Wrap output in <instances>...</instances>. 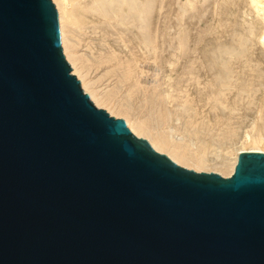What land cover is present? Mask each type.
I'll return each mask as SVG.
<instances>
[{
  "label": "water",
  "instance_id": "obj_1",
  "mask_svg": "<svg viewBox=\"0 0 264 264\" xmlns=\"http://www.w3.org/2000/svg\"><path fill=\"white\" fill-rule=\"evenodd\" d=\"M0 264H264V153L177 164L84 92L52 0H0Z\"/></svg>",
  "mask_w": 264,
  "mask_h": 264
},
{
  "label": "rangeland",
  "instance_id": "obj_2",
  "mask_svg": "<svg viewBox=\"0 0 264 264\" xmlns=\"http://www.w3.org/2000/svg\"><path fill=\"white\" fill-rule=\"evenodd\" d=\"M250 4L142 0L137 27L110 23L89 10L72 42L82 61H92L86 62L88 78L101 83L100 92L115 95L132 116L171 135L188 156L209 151L211 169L204 172L225 173L217 155L250 150L249 140L264 136V24ZM97 9L107 12L102 5ZM164 93L171 99L162 100ZM101 109L111 115L106 106ZM167 110L173 133L166 127ZM120 116L114 117L125 120Z\"/></svg>",
  "mask_w": 264,
  "mask_h": 264
},
{
  "label": "bare ground",
  "instance_id": "obj_3",
  "mask_svg": "<svg viewBox=\"0 0 264 264\" xmlns=\"http://www.w3.org/2000/svg\"><path fill=\"white\" fill-rule=\"evenodd\" d=\"M53 1L55 2L57 9L59 11V21H60V26H61L60 28L61 29V39H62L63 47L65 50V54L67 56L68 61L73 66L74 74H76L81 79L84 90L89 94L93 102L100 108L102 106H106L109 109L108 111L113 116H116V117H121L120 115L125 116V120L129 128L133 131V133L136 136L147 138L149 142L151 143L152 147L156 151L161 152V153L167 152L166 154L177 164L184 166L188 169H193L197 172H204L203 169H205L204 167L206 166H207L206 168H209L208 167L209 165L208 162L210 161L208 158L209 151L207 152V151L202 150V152H200L197 150L194 157L188 156L185 153V150L182 146L176 145L177 143L171 137V135L170 136L167 135V138H166L165 136L162 135L159 129L150 128L141 122V118L139 117L137 118V116L136 117L132 116V114L128 112V109L124 106L123 103H121L120 101L118 102L116 101L115 95L111 94L110 92H102V91L100 92V89L102 87L101 86L99 87L97 85V82L99 81L92 82L88 78L89 72L87 71L86 62L91 63L92 61L91 62H89L90 60L86 62L82 61L81 60L82 58L78 57L77 52L74 50L75 44L73 46L74 42H72V38L75 36L74 30L80 28L81 22H82L81 19L82 17H84L83 16L84 12H87V11L89 12L90 10L94 13L95 11V12H98L99 16H101L104 20L109 21L110 23H112L113 21H117L119 24L123 25V27H132V26L135 27L137 25V22L143 18L142 17L143 11L137 7V4L139 3V1H142V0H132V2H130V0H91V1L90 0H53ZM248 1H250L251 3L250 5H252V8H254L257 15L262 18V21L264 24V0H248ZM100 5L104 6L107 9V12H100L97 9ZM261 36H262L261 42L263 43V46H264V30H262ZM110 62H111V59H110ZM102 64L103 63H101V65ZM89 67L91 66L89 65ZM96 68L98 69L99 67H96ZM131 75H132V72L130 73V76ZM161 98L162 100L164 99L167 101L171 99V96L164 93L162 94ZM167 111L169 113L168 114L169 122L167 123L166 127L172 130V133H173V128L171 124L168 125L171 121L170 117L172 113L170 112V110H167ZM263 137H260L258 139L256 137L254 139L251 138L249 141L254 146L251 147L250 150H243L240 153L242 152H263L264 153V148L262 146L260 147L259 145V144H262V145L264 144ZM195 144H190V145L195 147ZM240 153L236 154V150H231V151L229 150L226 152V156L217 155V158L221 161L220 163H222V165L221 164L220 165L223 166V171H225V173L217 172V171L216 173H219L223 177L231 176L234 173ZM227 156H230V158H227Z\"/></svg>",
  "mask_w": 264,
  "mask_h": 264
}]
</instances>
